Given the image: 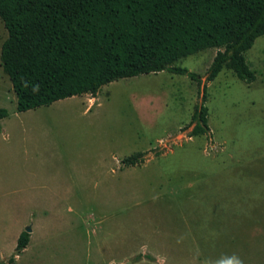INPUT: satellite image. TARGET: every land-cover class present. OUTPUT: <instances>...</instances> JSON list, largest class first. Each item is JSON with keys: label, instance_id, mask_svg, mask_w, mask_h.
<instances>
[{"label": "rangeland", "instance_id": "obj_1", "mask_svg": "<svg viewBox=\"0 0 264 264\" xmlns=\"http://www.w3.org/2000/svg\"><path fill=\"white\" fill-rule=\"evenodd\" d=\"M7 35L0 18V55ZM217 50L174 63L200 85L162 70L22 112L0 58V261L30 227L13 264H264V35L250 83L208 81Z\"/></svg>", "mask_w": 264, "mask_h": 264}, {"label": "trees", "instance_id": "obj_2", "mask_svg": "<svg viewBox=\"0 0 264 264\" xmlns=\"http://www.w3.org/2000/svg\"><path fill=\"white\" fill-rule=\"evenodd\" d=\"M0 18L8 33L1 65L22 112L95 97L112 81L162 70L188 74L200 85L199 74L174 63L207 48L218 49L208 81L227 68L250 83L256 76L245 52L264 35V0H0ZM6 116L0 107V120ZM193 123L190 136L210 131L205 104L196 106ZM144 156L136 152L123 163L136 165ZM29 241L22 231L13 255L0 264H13Z\"/></svg>", "mask_w": 264, "mask_h": 264}, {"label": "water", "instance_id": "obj_3", "mask_svg": "<svg viewBox=\"0 0 264 264\" xmlns=\"http://www.w3.org/2000/svg\"><path fill=\"white\" fill-rule=\"evenodd\" d=\"M30 231H31V228H30V227H28V228H27V232H30Z\"/></svg>", "mask_w": 264, "mask_h": 264}]
</instances>
